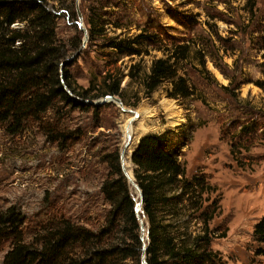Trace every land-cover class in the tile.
Here are the masks:
<instances>
[{"label": "rangeland", "instance_id": "rangeland-1", "mask_svg": "<svg viewBox=\"0 0 264 264\" xmlns=\"http://www.w3.org/2000/svg\"><path fill=\"white\" fill-rule=\"evenodd\" d=\"M44 1L55 16L60 78L76 90L88 89L82 102H104L47 111L41 125L28 119L15 135L0 124V210H20L24 241L60 217L100 228L110 209L100 191L107 174L102 159L115 149L120 154L124 122L137 112L125 151L129 159L143 135L184 132L187 174L203 172L215 187L205 204L214 202L217 215L209 226L223 236L213 239L211 248L226 264H264V253L256 254L264 245L253 235L264 215V0ZM117 42L133 53L113 47ZM183 45L188 55L176 64L177 73L195 94L168 97L171 86L164 82L146 96L143 80L153 60ZM117 81L119 93L105 94L107 84ZM179 117L183 123L170 126ZM56 130L62 137L51 141ZM128 168L133 177L131 162ZM129 188L137 202L136 190ZM136 213L145 242L147 224L142 209ZM198 225L192 219L188 226ZM6 249L0 250V264Z\"/></svg>", "mask_w": 264, "mask_h": 264}, {"label": "trees", "instance_id": "trees-1", "mask_svg": "<svg viewBox=\"0 0 264 264\" xmlns=\"http://www.w3.org/2000/svg\"><path fill=\"white\" fill-rule=\"evenodd\" d=\"M54 20L44 0H0V124L9 134L19 133L28 119L42 123L47 111L87 106L82 100L88 98V89L76 90L58 73L60 49L55 45ZM87 23L91 34L90 18ZM261 43L264 50V33ZM113 47L130 54L134 51L119 42ZM187 55L188 47L183 45L153 60L143 80L145 95L168 82V97L193 96L194 87L178 75L176 67ZM260 87L264 91V83ZM104 92L118 94L119 82L107 84ZM60 137L62 132L56 130L49 139ZM187 141L184 132L146 134L131 153L134 182L141 192V217L147 224V264H226L211 248L212 240L223 236L209 226L217 215L214 202L205 204L215 187L203 172L187 174L181 151ZM102 160L107 174L100 191L110 209L100 228L95 231L60 217L47 220L26 242L24 217L10 206L0 210V250L7 247L2 264H141L136 201L122 173L119 151L105 154ZM192 219L199 225L190 228ZM253 235L264 245V215ZM263 253L258 248L256 254Z\"/></svg>", "mask_w": 264, "mask_h": 264}, {"label": "water", "instance_id": "water-1", "mask_svg": "<svg viewBox=\"0 0 264 264\" xmlns=\"http://www.w3.org/2000/svg\"><path fill=\"white\" fill-rule=\"evenodd\" d=\"M78 26L80 27V29L81 30H83L84 31V40L86 39V31H85V29L83 28V26H81L80 25V22H78ZM108 100L109 101H112V102H116L117 104H119L120 106H121V102H120V100L117 98V97H115V96H108ZM85 103H87V104H97V103H102V102H104V100H102L101 102H96V103H93V102H90V101H84ZM122 108V110H125V108L124 107H121ZM134 114V117H133V119L134 118H136L137 117V114L136 113H133ZM128 141L127 142H125V144H124V146H123V148L121 149V151H120V154H119V157H120V166H121V170H122V173H123V175L127 178V180H128V182H129V184L132 186V187H134V188H136L137 189V197H138V199H137V202H136V204H135V211L136 212H138L139 210H141L142 209V205H141V203H142V201H141V192H140V190H139V188H138V186H137V184L134 182V180H133V177H132V175L130 176L129 174H128V170L126 169V167H125V151H126V148H127V146H128ZM130 162H131V154H130ZM138 219H139V222H140V239L141 240H143V236H144V227H143V225H142V219L139 217V215H138ZM147 236V235H146ZM145 247H146V244H145V242L144 241H142V251H141V254H140V262H141V264H147V262H146V252H145Z\"/></svg>", "mask_w": 264, "mask_h": 264}, {"label": "bare ground", "instance_id": "bare-ground-1", "mask_svg": "<svg viewBox=\"0 0 264 264\" xmlns=\"http://www.w3.org/2000/svg\"><path fill=\"white\" fill-rule=\"evenodd\" d=\"M136 114H138L137 112H135ZM138 116V115H137ZM134 117V116H133ZM182 117H179L178 119H174L171 121L170 123V126H178V125H181L183 123V119H181ZM125 125H124V134H125V142H129L131 143V141L133 140V136L135 134V131L136 129L134 128L133 126V119H127L126 122H124ZM171 128V127H170ZM131 146V145H130ZM129 152L130 151H127L126 153V158H125V167L126 169L128 170V174L131 176V172H130V168L129 167V164H130V159H129ZM131 166V165H130ZM134 188V187H133ZM136 190V193L137 192V189L134 188ZM137 195V194H136ZM138 198V197H137Z\"/></svg>", "mask_w": 264, "mask_h": 264}]
</instances>
